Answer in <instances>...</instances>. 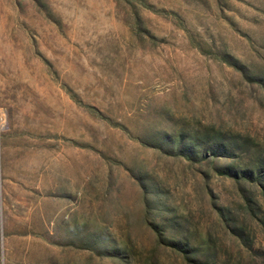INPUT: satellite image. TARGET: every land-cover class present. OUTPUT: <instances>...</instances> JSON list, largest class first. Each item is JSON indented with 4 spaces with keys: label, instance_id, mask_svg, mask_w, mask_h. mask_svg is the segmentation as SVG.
<instances>
[{
    "label": "rangeland",
    "instance_id": "374dc122",
    "mask_svg": "<svg viewBox=\"0 0 264 264\" xmlns=\"http://www.w3.org/2000/svg\"><path fill=\"white\" fill-rule=\"evenodd\" d=\"M0 264H264V0H0Z\"/></svg>",
    "mask_w": 264,
    "mask_h": 264
}]
</instances>
